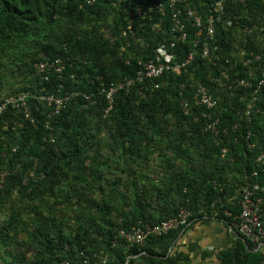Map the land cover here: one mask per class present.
Segmentation results:
<instances>
[{"label": "trees", "instance_id": "trees-1", "mask_svg": "<svg viewBox=\"0 0 264 264\" xmlns=\"http://www.w3.org/2000/svg\"><path fill=\"white\" fill-rule=\"evenodd\" d=\"M212 1L188 0V5L201 12L205 21ZM134 6V0H94L91 5L83 0H0V76L8 69L6 64L15 65L24 83L11 94L37 93L45 86L50 93L61 95L56 89L63 86L62 92L80 91L91 99L87 102L80 95L72 97L52 123V130L44 128L46 109L35 101L29 104L36 119L33 124L15 112L0 117V174L7 173L0 177V204H8L7 218L0 224L3 264H60L65 259L81 264L76 257L79 252L91 262L95 253L105 257L106 262L101 264H188L180 254L169 253L183 227L149 238L142 246H127L117 238L118 232L130 231L137 221L160 223L177 215L180 208L192 210L193 216L216 215L230 224L223 210L237 214L238 207L225 204L211 209L215 199L234 196L237 176H249L254 170L258 175L252 180L264 186V164L256 163L264 154V86L256 94L258 113L252 114L250 123L243 118L245 105L264 70V40L258 32H237L234 20L231 25L225 21L216 24L210 40L185 22L186 39L175 43L174 52L180 62L192 53L190 64L178 75L143 77L127 91L118 89L111 110L104 116L107 105L101 90L122 83L124 78L134 79L140 69L139 59L152 58L159 44L175 41L174 33L169 31V8L164 5L160 30H152L157 15L141 27L133 18L140 41H130L124 50L120 39L110 46L103 31L117 36L134 13ZM227 15L239 17L241 27L258 25L264 22V0H230ZM203 42L208 44L215 65L201 57ZM251 52L260 55V60L249 69L236 62ZM40 54L64 64L60 78L52 73L44 83L34 77L33 64ZM255 67L258 69L253 89L230 85L224 79L218 83L210 80L219 79V71L224 69L232 78H247ZM71 73L74 81L69 78ZM197 84L208 88L217 106L211 111L204 106L190 107V113L185 115L183 104L190 102ZM6 85L0 81V94ZM181 85L186 88L182 92ZM204 113L217 114L219 130L225 128L226 133L204 132ZM3 121L9 123L7 129H3ZM93 121L96 126L92 133ZM17 122L24 124L22 129L16 126ZM97 125L106 128L113 144L135 159H146L149 149L157 150L159 145L162 151H170L168 157L160 153L168 174L154 194L160 204L158 209L153 208L150 189L146 185L139 188L135 178L125 185L126 194L109 185L108 196L103 199L88 197V187L102 192L101 170L107 166L106 162L101 163L100 148L94 139ZM50 134L53 142L45 140ZM190 162L194 167H190ZM213 182L221 186V192L213 187ZM71 183L79 184L80 189L69 187ZM113 198H120L121 206L127 205L128 209L117 210ZM26 201L27 205L22 206ZM67 205L76 209L65 219L61 212ZM19 232L25 234L24 240L17 239ZM13 244L15 251L6 250ZM28 252L30 258L26 259ZM134 255L138 257L126 261ZM216 259L220 264H264L261 255L246 251L245 243L239 240L231 249L218 253Z\"/></svg>", "mask_w": 264, "mask_h": 264}, {"label": "built area", "instance_id": "built-area-1", "mask_svg": "<svg viewBox=\"0 0 264 264\" xmlns=\"http://www.w3.org/2000/svg\"><path fill=\"white\" fill-rule=\"evenodd\" d=\"M85 4L91 5L94 0H83ZM230 0H213L209 4V9L207 12V17L204 21L202 13L192 8L188 5V0H149L144 2V0H134V13L129 16L125 25L118 32L117 36H113L107 30L103 31L104 39H106L110 46L116 44L118 39H120L121 50L126 49L130 46V41L136 44L140 41V38H136V32L133 25V18L138 19V26L141 27L145 21L152 20L154 15H157V22L155 23L152 30L158 31L162 25V16L164 15V5L168 6L170 12L171 25L169 28L170 33H174L175 41H170L167 43L159 44L154 50V55L145 61L139 59L138 64L140 69L137 71L134 79H122V83L114 86H110L107 90H101L104 94L106 100V109L104 110V116L112 108L113 95L118 91V89H123L127 91L134 82L138 83L143 80V77L148 79H160L167 74H180L188 64L193 59V54L189 53L187 58L183 61L178 60L177 54L174 52L175 43L183 42L186 39L185 22L191 23L198 32L197 34L203 33L206 39H212L215 32V25L218 23H226V25H231L232 20H234V28L237 32L242 34L251 35L253 32L260 33L262 39L264 40V22L258 25H252L251 27H241L237 16L227 15V4ZM242 2L243 0H239ZM144 2L143 4H141ZM184 17V21L182 18ZM198 44V40L194 42L193 46ZM201 57L215 65L214 60L210 56L209 47L206 42L201 44L200 50ZM247 57L239 58L236 62L240 63L245 68H250L254 62L260 60V55L248 53ZM242 56V54H241ZM65 67L64 64L59 59H51L44 54H40L36 57L33 64L34 77H36L40 82L47 83L49 81L50 75L55 74L56 77L60 78ZM231 69V67H230ZM255 67L254 71H249L247 78H232L228 75L229 70L224 69L219 71V79L210 78L211 81L219 82L220 79L230 81V85L242 87L244 89L252 88L253 80L257 79ZM69 78L71 81L75 80L74 74H70ZM225 84L222 82L221 86ZM264 86V70L261 71L260 77L257 79L255 89L250 95L244 111L243 118L245 122L250 123L252 114L258 113L256 109L257 92ZM62 87L60 86L56 89V92L62 93L61 95H55L50 93L45 86H41L37 93L31 91L18 92L15 94L3 93L0 94V117L6 112H15L20 114L24 120L29 121L31 124L35 123V118L31 114L30 102L35 101L36 104L43 106L46 109V115L43 121L44 128L46 130H52V123L56 122V117L62 112V109L70 101V99L76 95H80L85 101L90 102L89 96L85 95L80 91H65L62 92ZM157 87V85H155ZM185 85H181L180 91L182 92ZM253 89V88H252ZM204 106L208 111L216 108L217 102L212 96L207 87L197 84L192 93L190 102L183 104V111L185 115L190 113V107H200ZM207 115V116H205ZM202 117H206L203 124V131L213 134L226 133V129L219 130V117L217 114H202ZM198 118H194L197 120ZM9 123L3 121V129H7ZM16 126L20 129L23 128L24 124L22 122H17ZM249 136V133L247 134ZM247 136V137H248ZM46 141L53 142V137L50 134L49 140ZM248 148H252V144L247 142ZM14 151V150H13ZM224 150H222V153ZM256 163L259 165L264 164V154H261ZM6 171H2L0 177L6 175ZM257 171L254 170L249 176H237L238 185L236 188V194L234 196H218L215 201L210 205L211 209L216 206H223L225 204H231L238 207L239 211L237 214H233L231 211L224 209L223 215L231 220L230 224H227L222 220L235 234L238 238L245 243L246 251L254 254H259L264 259V186H261L258 182L253 181L252 178L257 177ZM213 187L219 192L222 188L219 184L215 182L212 183ZM263 193V194H262ZM213 219H218L216 215H211ZM192 220H194L193 212L190 209L180 208L177 215L170 217L160 223L152 222H141L137 221L136 225L128 232L119 231L117 238L123 239L127 246L137 245L142 246L145 240L149 238L160 237L169 234L172 231L178 230L180 227L186 228L190 226ZM221 220V219H220ZM115 245V242H113ZM81 264H98L105 263L106 258L98 254H93L94 259L91 262L90 258L87 257L83 252H79L76 256ZM138 255L127 257L126 261L129 259L137 258ZM60 264H76L75 262H70L68 259L61 261ZM126 264V262L124 263Z\"/></svg>", "mask_w": 264, "mask_h": 264}, {"label": "rangeland", "instance_id": "rangeland-1", "mask_svg": "<svg viewBox=\"0 0 264 264\" xmlns=\"http://www.w3.org/2000/svg\"><path fill=\"white\" fill-rule=\"evenodd\" d=\"M11 66V67H10ZM6 67L8 69H6L4 76H0V81L2 84H7L6 85V90H4L6 93L8 94L9 91L11 93V91L13 90H18L20 89L24 83L22 82L23 79L22 77L17 75V71H16V66L15 65H7ZM95 121H93L91 123V129H92V133L95 132L94 128L96 126V123H94ZM98 126V125H97ZM100 126V125H99ZM98 126V132L94 135L95 136V140L99 145L100 148V156L101 158V163H107V166H102V170H101V174H102V181H101V185L100 188L102 190L98 191L96 189H93L92 187H88L87 190V195L90 198H96V199H103L105 196H108V193L110 191V188L108 187L109 185L114 188H118V190L121 193L126 194L125 191V185H129V180H131L132 178H135V180L138 183V187L140 188L142 185H146L151 193H152V202H153V208L155 207L158 209L159 208V202L154 198V194L157 192V188H161L163 183L166 182V175L168 174L165 169H164V164H163V159H161L162 155L165 156H170V151H162V145H159V150L157 148V150L151 148L149 149V155L146 159L144 158H139V159H135L133 157H131V154L129 152H127V154L123 153L124 149L121 146H116L115 144H113L112 140L109 137L108 131L106 130V128H104L103 126H101L99 128ZM161 153V154H160ZM130 154V155H129ZM195 161V159L193 160ZM84 162L86 165H89V161L84 159ZM176 165H180L177 164ZM190 167H194L195 164H193V162L189 163ZM69 187H73L75 190H79L80 186L79 184H75V183H71V186ZM63 189H66L68 187H62ZM67 190V189H66ZM77 191H75V193H78ZM75 198H72V202H74ZM13 200V199H12ZM113 203L115 208L117 210H121V209H128V206H121V201L120 198L119 200L113 198ZM13 205H17L15 201H13ZM26 206L27 205V201L22 205V206ZM7 208H8V204L4 205V204H0V224L5 222L6 218H7ZM62 209V208H59ZM75 209L72 205H67V207L62 209L61 212V216L64 215L65 219L72 216L75 213ZM45 213V212H44ZM60 213H58L59 215ZM116 212L114 211L113 216H116ZM60 216V215H59ZM25 238V234H21L19 232V236L17 237L18 240H24ZM15 244L8 246V248H6V250L8 251H15V249H13V246ZM20 250H23V248L21 247ZM26 259L30 258V252H28L26 254ZM137 262V261H136ZM0 264H3L2 262H0Z\"/></svg>", "mask_w": 264, "mask_h": 264}, {"label": "crops", "instance_id": "crops-1", "mask_svg": "<svg viewBox=\"0 0 264 264\" xmlns=\"http://www.w3.org/2000/svg\"><path fill=\"white\" fill-rule=\"evenodd\" d=\"M211 217L204 213L194 216L190 226L175 238L169 253L180 254L188 264H220L216 255L242 240L222 220Z\"/></svg>", "mask_w": 264, "mask_h": 264}]
</instances>
